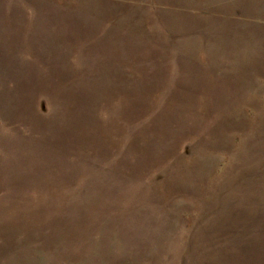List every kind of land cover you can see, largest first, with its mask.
<instances>
[{"label": "rangeland", "instance_id": "1", "mask_svg": "<svg viewBox=\"0 0 264 264\" xmlns=\"http://www.w3.org/2000/svg\"><path fill=\"white\" fill-rule=\"evenodd\" d=\"M0 264H264V0H0Z\"/></svg>", "mask_w": 264, "mask_h": 264}]
</instances>
